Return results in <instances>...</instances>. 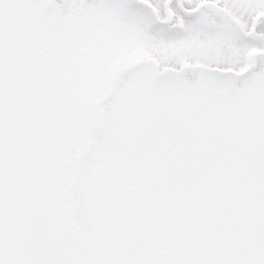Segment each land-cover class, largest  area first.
<instances>
[{
	"label": "snow or ice",
	"instance_id": "6c2138e0",
	"mask_svg": "<svg viewBox=\"0 0 264 264\" xmlns=\"http://www.w3.org/2000/svg\"><path fill=\"white\" fill-rule=\"evenodd\" d=\"M0 264H264V0H0Z\"/></svg>",
	"mask_w": 264,
	"mask_h": 264
}]
</instances>
